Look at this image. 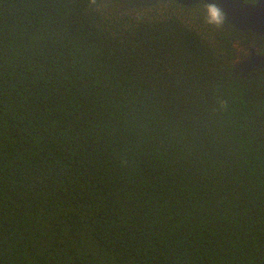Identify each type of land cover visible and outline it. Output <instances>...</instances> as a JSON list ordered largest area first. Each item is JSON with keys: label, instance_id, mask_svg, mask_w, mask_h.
Instances as JSON below:
<instances>
[{"label": "trees", "instance_id": "obj_1", "mask_svg": "<svg viewBox=\"0 0 264 264\" xmlns=\"http://www.w3.org/2000/svg\"><path fill=\"white\" fill-rule=\"evenodd\" d=\"M209 4L0 0V264H264V34Z\"/></svg>", "mask_w": 264, "mask_h": 264}, {"label": "water", "instance_id": "obj_2", "mask_svg": "<svg viewBox=\"0 0 264 264\" xmlns=\"http://www.w3.org/2000/svg\"><path fill=\"white\" fill-rule=\"evenodd\" d=\"M185 5L200 1L219 6L229 22L242 31L264 33V0L247 3L245 0H175ZM239 70L246 74L255 68H264V54L252 53L245 61L238 62Z\"/></svg>", "mask_w": 264, "mask_h": 264}, {"label": "clouds", "instance_id": "obj_3", "mask_svg": "<svg viewBox=\"0 0 264 264\" xmlns=\"http://www.w3.org/2000/svg\"><path fill=\"white\" fill-rule=\"evenodd\" d=\"M207 12L209 17L208 19L209 23L219 24L222 21L223 18L222 11L216 5L209 4L207 7Z\"/></svg>", "mask_w": 264, "mask_h": 264}, {"label": "flooded vegetation", "instance_id": "obj_4", "mask_svg": "<svg viewBox=\"0 0 264 264\" xmlns=\"http://www.w3.org/2000/svg\"><path fill=\"white\" fill-rule=\"evenodd\" d=\"M251 32H253V31H251ZM259 34L263 35L264 33H259ZM259 43L261 44V41H259ZM252 53L264 54V51H261V46L260 45H258V44L255 45L253 43H250V46L248 48L244 49L243 60L245 61ZM260 69H264V68H259V69L255 68L252 71L260 70Z\"/></svg>", "mask_w": 264, "mask_h": 264}]
</instances>
